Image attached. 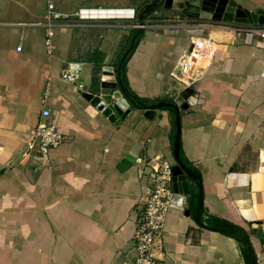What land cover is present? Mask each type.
Segmentation results:
<instances>
[{"label": "crops", "instance_id": "obj_1", "mask_svg": "<svg viewBox=\"0 0 264 264\" xmlns=\"http://www.w3.org/2000/svg\"><path fill=\"white\" fill-rule=\"evenodd\" d=\"M151 1L52 0L65 12L137 14ZM233 1L264 11V0ZM159 8L162 18L136 41L128 21L59 28L47 54L40 25L47 0H0V264L133 263L151 173L159 162L175 164V113L130 106L111 123L82 97L100 79L96 51L116 68L133 39L122 78L141 105L180 107V93L192 90L191 105L179 112V157L199 176L203 223L221 220L244 231L264 264V41L246 43L228 23L180 20ZM67 71L75 82L62 79ZM43 108L65 138L45 167L26 155ZM173 185L156 256L169 264H245L236 239L194 221L195 182L182 177Z\"/></svg>", "mask_w": 264, "mask_h": 264}, {"label": "built area", "instance_id": "obj_2", "mask_svg": "<svg viewBox=\"0 0 264 264\" xmlns=\"http://www.w3.org/2000/svg\"><path fill=\"white\" fill-rule=\"evenodd\" d=\"M137 13L128 8L79 7L72 11H60L55 8L52 0H47V11L40 25L44 28V44L47 54L52 50L51 39L55 29H81L95 23L112 21H128L132 29H142L139 25ZM227 24V23H225ZM234 31L242 35L246 43L258 38L264 41V26L230 24ZM20 51V47L17 48ZM65 82H75L76 76L71 71L62 74ZM51 113L48 109L41 110L40 122L35 128L32 139L26 147V155L37 160L41 167L48 166L49 151L65 142V138L57 131L56 126L48 121ZM172 166L166 162H159L151 173V183L147 189L144 208L137 221L133 235L132 264H169L158 258L155 252L161 251V237L167 212L172 205L174 195ZM264 234V227L261 228ZM264 251V242L261 243Z\"/></svg>", "mask_w": 264, "mask_h": 264}, {"label": "water", "instance_id": "obj_3", "mask_svg": "<svg viewBox=\"0 0 264 264\" xmlns=\"http://www.w3.org/2000/svg\"><path fill=\"white\" fill-rule=\"evenodd\" d=\"M158 5H161L160 7L165 10L179 13L183 16V18L191 20H206L220 23L264 26V11H249L243 8L241 5H238L233 0H152L137 14L138 24L143 25L145 22V15L157 8ZM139 32L140 30L138 33ZM133 43L134 39L130 43L128 49L122 55L116 68H114L113 65L104 64L105 53L99 50L96 51L92 63L94 65L101 66L100 79L95 86V92L82 93V97L111 123H116L117 121H120V119L124 118L125 115L129 113L130 106L147 110H157L161 107L172 108L175 112V134L173 139V156L175 159V164L171 168V173L174 176L173 181H175V179L186 177L189 180L194 181L197 186L198 197L195 205L192 207L193 213H191L194 221L203 229L218 232L241 241L246 251L245 264H257L253 247L250 243L248 235L244 231L228 223L208 226L202 221V188L199 176L191 172L183 164L179 157V112L181 110L187 109V107L191 105L189 97L192 94V90L187 88L180 93V97L184 100V103L180 107L168 102L141 105L139 103L132 102V99H129V97L125 95V91L120 86L118 78L120 74L121 63L132 50ZM72 67L75 68L74 65H72ZM123 162L129 166L131 165V162H128V160ZM172 203H174V197L172 199ZM183 204L185 205V200L183 201ZM189 214L190 211L186 210V215Z\"/></svg>", "mask_w": 264, "mask_h": 264}, {"label": "trees", "instance_id": "obj_4", "mask_svg": "<svg viewBox=\"0 0 264 264\" xmlns=\"http://www.w3.org/2000/svg\"><path fill=\"white\" fill-rule=\"evenodd\" d=\"M161 5H158L157 8L153 9L151 12H149L147 15H145V19L151 14L153 13L154 11H156ZM139 30L138 29H132L131 30V38L136 36L135 37V41L136 39L140 36L141 33L137 34ZM142 32V31H141ZM126 58L124 59V61L121 63V68H120V74H119V83H120V86L124 89L125 91V95L129 97V99H132V102L134 103H139L141 104L138 100L135 99L134 95L132 93H130V91H128L127 88H125V85H124V78H122V73H123V63L125 62ZM166 110H169L171 113H175L174 110L170 107H166L165 108ZM190 168L191 171H195L193 168H191L190 166H188ZM210 225H216V224H221V220H214V219H210L207 221ZM241 246V249L243 251V254L245 255L246 257V251H245V247L243 246V243L239 240H237Z\"/></svg>", "mask_w": 264, "mask_h": 264}, {"label": "rangeland", "instance_id": "obj_5", "mask_svg": "<svg viewBox=\"0 0 264 264\" xmlns=\"http://www.w3.org/2000/svg\"><path fill=\"white\" fill-rule=\"evenodd\" d=\"M160 10V8H158L157 10H156V12L157 11H159ZM155 12V11H154ZM151 13L147 18H146V20L145 21H148V22H144V26H146V25H148V24H151L150 23V21L151 20H156V19H158V18H162L161 16L159 17V15L158 14H155V13ZM187 18H181L180 20H186ZM136 20H137V17H136ZM199 21H206V20H199ZM138 22V21H137ZM129 25H130V23H129ZM80 30H87L86 28H83V29H80ZM139 30V29H138Z\"/></svg>", "mask_w": 264, "mask_h": 264}]
</instances>
